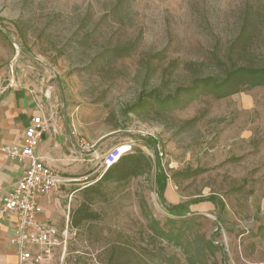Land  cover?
I'll use <instances>...</instances> for the list:
<instances>
[{"label": "rangeland", "instance_id": "rangeland-1", "mask_svg": "<svg viewBox=\"0 0 264 264\" xmlns=\"http://www.w3.org/2000/svg\"><path fill=\"white\" fill-rule=\"evenodd\" d=\"M247 13L256 29L230 50ZM263 64L264 0H0V69L46 97L68 161L62 264H187L182 246L154 236L141 200L183 246L212 244L203 264H264V87L127 112L154 89L163 98L195 77ZM122 146L157 155L163 195L153 166L103 185L97 219L72 228L82 189Z\"/></svg>", "mask_w": 264, "mask_h": 264}, {"label": "trees", "instance_id": "trees-1", "mask_svg": "<svg viewBox=\"0 0 264 264\" xmlns=\"http://www.w3.org/2000/svg\"><path fill=\"white\" fill-rule=\"evenodd\" d=\"M256 15L257 13L254 12L252 17H256ZM255 29L256 24H254V18H250L249 13L245 14L239 34L230 50L235 49V47L246 49L247 43L251 39V35ZM219 62L222 63V61ZM255 87H264V64L258 66L239 65L230 68L226 67L223 76L206 75L195 77L192 79L190 86L177 89L173 95H167L161 98L159 91L154 89L146 95L139 97L137 103L129 107L127 112L139 113L146 111L150 108L153 100L157 101L159 106L163 109L183 108L185 99H192L200 94L211 95L213 98L219 100ZM153 166H155L157 170L155 173L157 193L160 196L163 195L166 187V176L160 166L157 155L155 161L152 162V160L140 150L128 151L122 154L115 163L104 170L94 184L82 189L84 200L70 214V226L76 228L83 222L97 219V214L90 210V204L94 198L102 195L103 185L108 183H126L132 178L149 174ZM140 208L148 218L150 230L154 236L182 246L186 255L187 264H203L205 252H212L213 246L210 242L205 246H199L197 243H193L192 245L188 244L187 247L183 246L174 233L171 231H164L159 226V223L153 217L149 216L146 204L143 200H141Z\"/></svg>", "mask_w": 264, "mask_h": 264}, {"label": "crops", "instance_id": "crops-1", "mask_svg": "<svg viewBox=\"0 0 264 264\" xmlns=\"http://www.w3.org/2000/svg\"><path fill=\"white\" fill-rule=\"evenodd\" d=\"M3 89L4 92L0 93V197L12 189L24 172V166L9 159L1 148L10 145L22 146L25 130L33 116H41L47 122L46 132L36 149V155L58 173L68 164L62 150V140L58 135V126L51 122L44 105L46 97H39L34 89L19 81H12L9 75L7 77L6 71L0 69V92ZM66 183L61 184L57 192L39 199L42 208L39 221L55 227L59 232L68 223L66 210L71 195H63ZM13 222V215H6L0 221V264H19L15 248L9 242L13 235ZM61 251V248H57L48 264H59Z\"/></svg>", "mask_w": 264, "mask_h": 264}, {"label": "built area", "instance_id": "built-area-1", "mask_svg": "<svg viewBox=\"0 0 264 264\" xmlns=\"http://www.w3.org/2000/svg\"><path fill=\"white\" fill-rule=\"evenodd\" d=\"M46 126L47 122L41 116H33L25 130L23 145L1 148L9 159L24 166L20 179L6 195L0 197V221L6 215L14 216L13 235L9 242L15 248L19 264H48L57 248L62 249L59 259V264H62L67 247L68 223L59 232L39 221L42 213L39 199L57 192L61 184L70 182L36 155ZM120 156L118 149L110 154L103 162L105 170Z\"/></svg>", "mask_w": 264, "mask_h": 264}, {"label": "bare ground", "instance_id": "bare-ground-1", "mask_svg": "<svg viewBox=\"0 0 264 264\" xmlns=\"http://www.w3.org/2000/svg\"><path fill=\"white\" fill-rule=\"evenodd\" d=\"M129 149H130L129 147L122 146V147L118 148L119 154L122 155V154L126 153V151H128Z\"/></svg>", "mask_w": 264, "mask_h": 264}]
</instances>
